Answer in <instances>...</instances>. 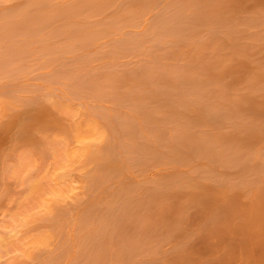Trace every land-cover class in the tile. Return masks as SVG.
<instances>
[{
    "label": "rangeland",
    "instance_id": "374dc122",
    "mask_svg": "<svg viewBox=\"0 0 264 264\" xmlns=\"http://www.w3.org/2000/svg\"><path fill=\"white\" fill-rule=\"evenodd\" d=\"M35 1L0 0V32L10 34L0 36V264H217L229 252L242 264L232 230L208 245L199 197L214 186L247 202L264 183V123L245 111L214 121V110L264 92V3L194 0L191 31L161 37L167 13L188 0H44L49 21L40 30L25 22L28 32ZM182 74L212 78L199 88L215 93L206 117L192 102L185 112L165 105L170 90L197 89H181ZM186 121L262 136L236 156L232 139L218 157L164 149ZM139 141L159 151L143 154ZM108 155L119 167L104 170Z\"/></svg>",
    "mask_w": 264,
    "mask_h": 264
},
{
    "label": "bare ground",
    "instance_id": "6f19581e",
    "mask_svg": "<svg viewBox=\"0 0 264 264\" xmlns=\"http://www.w3.org/2000/svg\"><path fill=\"white\" fill-rule=\"evenodd\" d=\"M257 1L259 3H264V0H257ZM35 2H37V5H38L37 11L35 9V12H31V13L27 12V18H25V21L23 23L24 27L28 29V32L30 29V27L28 28L29 22L31 23L29 24L30 26H33L34 28H36L35 30H37V27L40 30L39 27L40 26L42 27L43 25H45V23H48L47 21H49V18H50V16H48L49 14H47L48 13L47 10H46L47 13L45 12V9L47 8H45L44 6V0H36ZM82 5L84 4H81L79 6H71L68 9V13L80 11ZM198 5H199L198 2H195L194 0H188L187 2H182L177 7H174L166 15L167 20L164 22L162 30L158 32L159 34L161 33L160 36L173 33L174 31L181 32L180 35L182 36L185 35V34L184 35L182 34L184 32H186L187 34L189 31L188 29L192 28L191 26H192L193 20L198 19V12L196 11ZM188 10L191 11L189 14L186 13V11ZM207 20L210 24L211 21L219 22L222 20V18L220 17L207 18ZM27 21H28V24L25 26ZM1 27L2 26H0V28ZM3 29L4 28H2V31ZM4 31H7V30H4ZM9 31L10 30H8L7 32ZM3 33L0 32V34H2L0 35L2 38L4 35H6V33H4V35ZM7 35L9 36L10 34L8 33ZM7 35L5 36V39L7 38ZM14 51H11V53ZM15 52L17 53V51ZM11 53L9 54L12 55ZM10 55L7 58H10ZM1 57L3 58L5 56H1ZM9 60H4V61L7 63V61L9 62ZM1 63H4V62L2 61ZM212 77H215V75L212 74ZM209 79L210 78L189 77L185 74H182L180 77L181 89H184V87L188 88V86L192 84L195 85V83H196L195 87L197 89H195L194 90L195 92L193 91V93H191L192 91L190 93L184 91L178 97H175L173 95L176 92H173L172 90H170L169 91L170 97L168 101L165 102V105L175 106L178 111L185 112L189 107V102H192L194 106L198 109V111L200 112L199 113L200 117L201 118L206 117L207 116L206 111L210 110L211 108L215 106L216 101L213 100L215 93L209 94L208 92L202 91L199 88L205 81ZM192 82H195V83H192ZM210 82H212V78L210 79ZM177 85L178 86L175 85L177 87V88L175 87L176 90H178V87H180V84H177ZM259 94L260 95H258V93L249 92L247 94H244L243 96L241 95L240 97L234 99L230 106L232 111L227 110L225 108H218V110L217 109L214 110L216 112L214 113V115L216 114L217 116V119H214V121L216 122L217 120L216 123H219L218 125H222L221 122L222 123L227 122L226 120H229L230 116L236 111H245L247 113L248 121L264 123V92H261ZM147 108L148 106H145L143 108V111L146 110ZM182 114H185V113H182ZM213 118H216V117L213 116ZM184 128L185 129L182 132H178V134L176 133L172 140H168L169 143L167 145L164 143L166 142V140H163L164 142L162 141V145L163 146L166 145L165 147L167 146L168 147L164 148L160 144L162 148L164 149L176 148L178 149V151H184V149H192V150L198 149L197 151H204V153L208 154L209 156H211L212 154L213 156L218 157V155L221 156L222 154L225 153V150L223 146L221 145L225 141L227 140L230 141L232 139L234 140L233 145H232L233 148H231L228 151V153L229 154L234 153V155L236 156L241 146L244 147L245 145L246 146L251 145L258 138L262 136L261 132L253 128L246 129L240 134H233L234 136L228 133L230 135L229 136L228 134H226L227 132H221V131L207 132L206 130L200 131L202 129H199V132H198L194 130V126L190 121H186V123L184 124ZM127 132L128 133L130 132L131 135L132 133H134V136H135V134H137L138 131L135 127H130V130ZM135 148L139 149L140 152L143 154L149 151H155V152L159 151L156 148V145H153L149 141H139L135 144ZM165 152L168 153L167 150ZM109 153H111V151ZM252 154L253 153L251 152V150L250 151L248 150L247 152L244 153L245 158L247 159L251 158ZM114 155L115 154L113 153V156ZM110 156L108 157L109 159L107 160L106 164H103L104 166L102 165V167H104V170L110 169L111 166L113 167V165L118 166V161H117L118 158L116 159L115 157H112V156L110 157ZM218 190H221V188L214 187V186L208 187L205 193L203 194V196L199 197L202 203L203 210L207 213H210L211 215V225L206 227L205 236L203 237H205V240L207 239L206 241L209 245L210 238L214 236L226 235L232 230L230 233L234 232V234L240 235L243 238L240 248L237 249L238 252H241L242 254L246 256L245 258L246 260L242 264H264V183L261 185L260 194L257 196V198L251 201H247V202L242 201L238 193L228 194L226 192H222V191L220 192ZM129 207L131 209L132 207L134 208L133 205ZM130 208L128 212H130ZM125 209L123 210V207L121 208L123 212L120 210L118 212L119 216L122 217L123 214L125 215V217L128 216V214L126 213L127 210ZM132 210L130 212L131 214L129 213V215L134 216L132 214ZM120 213H122V215ZM131 216H129V218ZM234 217H241L242 219L239 225L235 227L232 224ZM119 219L122 221H124L125 219L126 224H128L127 222H131L130 221L131 218L128 220L123 217L122 219L121 218ZM119 219H117L116 221L115 218H113V220H115V223L116 222L120 223L121 221L118 222ZM211 247L212 245L210 244V248ZM214 249L217 251L219 249V246L216 248L214 247ZM232 259H233V252H229L225 254L224 256H222L219 259L217 264H231Z\"/></svg>",
    "mask_w": 264,
    "mask_h": 264
}]
</instances>
